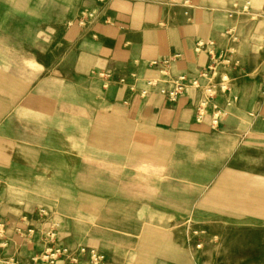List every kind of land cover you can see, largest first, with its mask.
Instances as JSON below:
<instances>
[{
	"label": "crops",
	"instance_id": "obj_1",
	"mask_svg": "<svg viewBox=\"0 0 264 264\" xmlns=\"http://www.w3.org/2000/svg\"><path fill=\"white\" fill-rule=\"evenodd\" d=\"M208 7L194 0H0L7 253L30 263L43 231L53 228L57 245L72 252L93 248L104 264H148L147 250L135 248L133 257L113 237L130 233L127 220L153 219L175 233L181 220L242 217L250 192L243 188L264 186V61L247 65L242 41L227 35L236 25L228 13L224 41L211 37ZM200 41L222 57L240 48L224 89L208 74ZM177 54L168 75L143 64ZM178 75L187 87L170 100L160 90ZM147 80L156 86L143 96ZM199 243L189 255L163 253L157 264H207Z\"/></svg>",
	"mask_w": 264,
	"mask_h": 264
},
{
	"label": "rangeland",
	"instance_id": "obj_2",
	"mask_svg": "<svg viewBox=\"0 0 264 264\" xmlns=\"http://www.w3.org/2000/svg\"><path fill=\"white\" fill-rule=\"evenodd\" d=\"M198 2L208 4V11L213 14L211 37L219 41L222 40L225 23L227 24L226 13L232 10H229L231 6H237L235 29L239 41H242L238 46H243V51L248 53L247 65H257L264 61V0H194V3ZM190 18L191 16H188L185 19ZM219 25L220 27L216 28ZM239 47L230 48V55L226 58L228 62H223V57L220 59L221 73L217 77L223 84H227L228 77L223 79V75L235 62L234 56L239 53ZM243 189L250 192L243 193L247 204L243 205L242 217L214 216L181 220L175 233L172 229L156 225L159 221L153 219H130L127 220L130 233L115 234L113 237L116 242L125 244L133 257L136 255L137 246H151L154 253L147 251L142 258L148 264H157V259L169 252L189 255L190 247L195 246L198 241L202 246L198 254L201 260L206 259L207 264H264V186ZM240 193L242 192L237 194ZM252 199L253 202L250 201ZM209 224L213 227L211 233L207 229ZM202 225L205 227L202 228ZM195 230L201 232L195 234ZM136 231L141 233H135ZM183 244L188 246L183 247ZM20 264L24 263L20 261Z\"/></svg>",
	"mask_w": 264,
	"mask_h": 264
},
{
	"label": "built area",
	"instance_id": "obj_3",
	"mask_svg": "<svg viewBox=\"0 0 264 264\" xmlns=\"http://www.w3.org/2000/svg\"><path fill=\"white\" fill-rule=\"evenodd\" d=\"M246 9V6L244 7ZM187 14V12H185ZM238 14V7L234 6L231 11L228 12L229 18H234ZM227 35L231 38L233 43H237L239 40V36L237 35V31L235 26H231L227 30ZM196 50L201 52L205 51L209 56L207 71L210 74L211 78L220 75L221 71L219 69L220 59L222 56L217 55L215 50L213 49L212 42H203L200 41L196 45ZM230 53V51H229ZM229 56V55H228ZM227 56V57H228ZM179 57V54L174 55L173 58L163 59V60H148L143 61V64H146L150 67H156L159 70V73L162 75H168L171 72L170 65L173 61L172 59H176ZM227 57H223V62H228L226 60ZM226 74L223 75V79L226 78ZM191 86H198V82L196 80H192L190 83ZM156 82L155 80H147L145 81V86L140 89V94L143 96H148L151 94L152 90L155 88ZM227 84H223L221 82L220 87L224 89ZM187 85L186 79L183 75H178L174 80L171 88L169 89H161L160 92L166 95L170 100L176 99L178 96L185 92ZM213 93V90L210 92ZM205 106L201 104L199 111L197 113V120H201L204 116ZM221 112L218 108H214L211 112V119L214 124L218 123ZM39 214L44 216L45 213L43 210L39 211ZM6 224L4 221L0 220V264H20L19 259L15 254L7 253L8 249V241L6 237ZM19 232V230H17ZM32 231H30L31 233ZM201 244H197V247L200 248ZM82 258L88 264H104L105 257L104 255L96 249L89 248L86 249L81 247L75 252H72L67 247H60L56 243V233L53 228L47 229L43 231L42 234V248L38 254L33 256L30 259V263L28 264H58L59 261H63L65 264H82Z\"/></svg>",
	"mask_w": 264,
	"mask_h": 264
},
{
	"label": "bare ground",
	"instance_id": "obj_4",
	"mask_svg": "<svg viewBox=\"0 0 264 264\" xmlns=\"http://www.w3.org/2000/svg\"><path fill=\"white\" fill-rule=\"evenodd\" d=\"M137 248H140L141 251L142 250H147L149 253H154V249L151 246H148V245L141 244V245L137 246ZM144 264H146V263H144Z\"/></svg>",
	"mask_w": 264,
	"mask_h": 264
}]
</instances>
